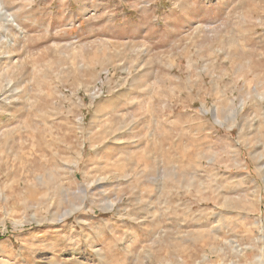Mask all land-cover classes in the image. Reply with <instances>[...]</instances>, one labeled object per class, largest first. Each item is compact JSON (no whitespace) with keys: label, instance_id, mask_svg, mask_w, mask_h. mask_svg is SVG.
<instances>
[{"label":"rangeland","instance_id":"obj_1","mask_svg":"<svg viewBox=\"0 0 264 264\" xmlns=\"http://www.w3.org/2000/svg\"><path fill=\"white\" fill-rule=\"evenodd\" d=\"M0 264H264V0H0Z\"/></svg>","mask_w":264,"mask_h":264},{"label":"bare ground","instance_id":"obj_2","mask_svg":"<svg viewBox=\"0 0 264 264\" xmlns=\"http://www.w3.org/2000/svg\"><path fill=\"white\" fill-rule=\"evenodd\" d=\"M10 22H15V19L13 18H10ZM76 211V210H75Z\"/></svg>","mask_w":264,"mask_h":264}]
</instances>
